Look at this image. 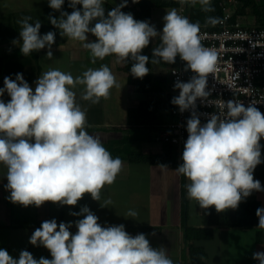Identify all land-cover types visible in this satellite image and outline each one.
<instances>
[{"label": "clouds", "instance_id": "clouds-1", "mask_svg": "<svg viewBox=\"0 0 264 264\" xmlns=\"http://www.w3.org/2000/svg\"><path fill=\"white\" fill-rule=\"evenodd\" d=\"M105 0H68L72 11H62L65 0H48V6L60 12L59 18L49 14L50 24L62 37L79 41L90 52L91 62L115 55L117 62L131 61L130 73L143 79L149 74V56L142 51L154 38L160 44L153 48L151 63L174 64L177 56L186 62L184 71L194 73L187 82L177 80L174 89L179 95L171 103L179 111H190L186 122L188 133L184 142L182 161L175 172L183 175L187 197L200 209L214 207L217 213L236 210L240 203L254 191H264L261 182L254 179V170L262 163L261 139L264 138V113L255 104L229 99L221 104V111L206 115L201 123L197 113V100L202 102L210 95L208 77L214 72L218 60L215 50L201 42L199 22H191L176 8L163 16L162 31H157L149 21L136 20L131 13L121 9L122 2L107 13ZM139 0H132L138 3ZM181 6L200 5L204 12H214L211 0H178ZM77 5L82 6L77 8ZM31 16L19 23L20 52L28 56L47 48L46 58L51 60L56 33L41 35V22L30 23ZM206 25L223 23L219 17L208 16ZM89 34L95 37L89 40ZM8 102L0 99V164L6 168L7 199L24 207H41L46 202L61 206H76L85 194L99 201L101 191L112 185L122 171L121 158H113L101 139L86 131L87 114L76 102L77 86H83L81 99L92 104L108 99L113 87L120 85L106 64L88 68L73 77L70 72L49 69L39 75L35 89L17 73L15 79L4 77ZM162 171L168 166L159 164ZM113 202L104 201L101 207ZM69 215L83 217L74 222L57 223L45 220L29 238L33 246H43L51 259L34 258L21 250L14 258L0 248V264H173L167 250L153 248L144 233L135 236L125 230V225L102 226L99 218L88 206ZM127 217L135 218L138 212L129 210ZM258 228L264 230V207L256 209ZM254 260L264 264V252H254Z\"/></svg>", "mask_w": 264, "mask_h": 264}, {"label": "crops", "instance_id": "crops-1", "mask_svg": "<svg viewBox=\"0 0 264 264\" xmlns=\"http://www.w3.org/2000/svg\"><path fill=\"white\" fill-rule=\"evenodd\" d=\"M105 2L116 6L122 0H105ZM128 4H132V0H128ZM172 8L177 9V6L152 7L151 24L155 25L157 31H162L163 16ZM49 14L55 16V11L48 6V0H0V88L4 87V77L15 79L17 73H22L34 90L39 75L49 69L70 72L76 77L88 68H98L101 64H106L120 87H113L108 99H101L99 103L92 104L81 99L83 86H77L74 89L76 102L86 111V131L89 134L99 137L103 144L109 140L120 139L129 131L128 108L137 105L142 99L150 98L151 94L132 89L127 82L126 73L120 69L124 62L118 63L115 55L107 56L102 61L97 60L93 64L90 52L82 47L81 42L62 37L59 30L50 24ZM25 16L32 17L30 23H35L37 20L41 22V35L49 31L56 33L55 43L51 48L53 52L51 60L46 58L47 48L32 52L25 57L20 52V44L12 43L13 40H20L19 21ZM156 39L157 37L152 42L155 43ZM89 40H92L90 35ZM161 67L154 65L150 68V72L160 73V69H156ZM165 73L169 77V71ZM0 99L8 102L10 97L5 93ZM117 115L118 117L120 115L119 119ZM262 141L264 138L260 142ZM150 142L147 150L143 152L162 151V144L156 141ZM181 155L180 164L183 163ZM119 158L123 161L122 171L112 185H106L102 189L100 200L94 201L90 194H85L74 207L51 202H46L39 208L11 203L7 199L10 193L5 190L7 170L0 164V248L6 249L14 258L19 257L21 250H27L36 259L42 256L51 259L50 252L43 246L36 247L29 243L33 231L40 227L39 224L43 221L55 218L59 221L58 224L73 222L70 231L75 234L77 231L74 226L75 221L70 219L69 213L79 212L81 207L88 206L99 218L98 222L102 226L123 224L125 230L132 236L144 233L153 248L163 246L167 250V255L173 260V264H188L189 254L184 239L181 200L183 191L187 192L186 185L189 181L183 175H178L175 172L176 168L168 165V170L162 171L158 167L159 164L133 162L124 156ZM261 159L264 162V157ZM257 180L264 187V180ZM247 198L259 200L261 207H264V191H254ZM107 199H111L113 203L101 207ZM196 205V210L191 215L188 204L187 224L209 226L208 214H205L197 203ZM52 208H56L55 213ZM129 210L137 211L138 216L127 217L126 213ZM213 227L214 234L211 239L195 241L205 248L207 255L204 260L207 264L259 263L252 258V255L254 252H264V230L258 227H228L224 225V212L219 213V224Z\"/></svg>", "mask_w": 264, "mask_h": 264}, {"label": "trees", "instance_id": "trees-1", "mask_svg": "<svg viewBox=\"0 0 264 264\" xmlns=\"http://www.w3.org/2000/svg\"><path fill=\"white\" fill-rule=\"evenodd\" d=\"M222 0H211L214 7V12H204L200 5L190 6V17L192 22L205 23L206 17H221L223 13L220 4ZM178 0H139L138 3L128 4L127 7L121 9L125 13L133 14L136 20L149 21L151 23V9L154 6H177ZM104 8L107 13L115 7L110 2H104ZM82 6L77 5V8ZM62 11L71 12L72 9L68 7V0H65L62 6ZM252 15L255 26H264V0H238L235 8L233 18H241L246 15ZM55 16L59 18L60 12L55 11ZM212 26V25H208ZM92 40L94 36L89 34ZM160 44L159 37L155 43L150 42L149 46L143 49L142 54L149 56V68L154 65L169 67L172 64L161 62L159 64H152V50ZM177 60V58H176ZM131 61L123 63L120 69L126 73L127 82L132 86L136 92L151 94V97L142 99L137 105L129 107L127 113V121L129 124V131L125 133L118 140H109L105 144V148L111 153L112 157L124 156L129 161L144 162L150 164H164L171 168H177L180 165V152L178 146L172 143H163L161 152H143L134 151L130 149L131 139L133 136L136 139L143 138L136 136L137 131L145 129L144 137L148 141H155L156 134L162 129V124L169 121L170 108L172 97L167 93L169 89V77L166 75L149 72L143 79L134 78L130 73ZM168 81V82H167ZM171 119V118H170ZM126 151L125 154L123 152ZM254 177L264 180V162L259 164L254 170ZM182 223L184 226V239L187 245L189 254L188 264H207L205 257L207 255L203 245L197 244L195 241L200 239H211L214 234V225L219 224V213L214 207L207 210L209 218V226H193L187 224L188 204L189 199L187 192L183 191L182 195ZM261 208V203L257 199L245 198L236 210L228 209L224 211V225L228 227H257L258 217L256 216V209ZM205 211V210H204ZM41 225V224H39ZM259 264V263H254Z\"/></svg>", "mask_w": 264, "mask_h": 264}, {"label": "built area", "instance_id": "built-area-1", "mask_svg": "<svg viewBox=\"0 0 264 264\" xmlns=\"http://www.w3.org/2000/svg\"><path fill=\"white\" fill-rule=\"evenodd\" d=\"M220 4L223 23L216 26L199 23L202 44L218 54L214 72L208 77L210 95L203 102L199 99L196 102L202 124L206 122L204 114L221 111L222 102L229 99L246 106L253 103L264 113V26L248 25L239 18L234 19L238 0H222ZM177 11L191 21L189 5L178 4ZM185 63L177 56L176 62L168 67L167 93L172 98L179 95V90L174 89L175 82L178 79L187 82L194 75L190 70L184 71ZM190 115V111L181 113L178 106L173 105L170 108L171 119L162 124L155 141L175 144L182 154Z\"/></svg>", "mask_w": 264, "mask_h": 264}, {"label": "rangeland", "instance_id": "rangeland-1", "mask_svg": "<svg viewBox=\"0 0 264 264\" xmlns=\"http://www.w3.org/2000/svg\"><path fill=\"white\" fill-rule=\"evenodd\" d=\"M244 24H248V25H254L255 22H254V18L252 15H246L245 17H241L239 18ZM160 69V73H162L163 75H166V71H168V68L167 67H161V68H157L156 70H159ZM167 76V75H166ZM168 82V81H167ZM124 83H125V79H124ZM119 114V112H118ZM117 118L119 119L120 118V115L118 117L117 115ZM146 134V130L145 129H139L136 133V136H142L143 138H140L139 139H136L137 137L133 136L132 139H131V145H130V149L131 150H134V151H145L147 150V148L149 147L150 145V141H148V139H146L144 137V135ZM261 145H262V148H261V157H264V141L260 142ZM155 149H158L157 147H155ZM154 149V150H155ZM127 150H125L123 152V154L126 153ZM182 156V155H181ZM196 202L195 201H190L189 200V210H190V213L191 215L194 213V211L196 210ZM53 209V212L55 213L56 211V208H52ZM63 212H61V215H62ZM83 217H78V216H70V219H73L74 221L78 220V219H81ZM58 221V220H57ZM59 222V221H58ZM57 222V223H58ZM45 258H47V256H45Z\"/></svg>", "mask_w": 264, "mask_h": 264}]
</instances>
